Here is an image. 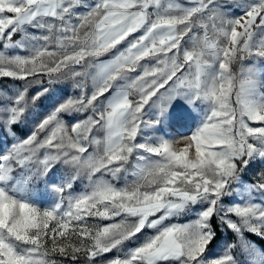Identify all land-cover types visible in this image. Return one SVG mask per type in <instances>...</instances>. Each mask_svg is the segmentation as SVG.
Masks as SVG:
<instances>
[{
	"label": "snow or ice",
	"instance_id": "1",
	"mask_svg": "<svg viewBox=\"0 0 264 264\" xmlns=\"http://www.w3.org/2000/svg\"><path fill=\"white\" fill-rule=\"evenodd\" d=\"M244 59L253 64L237 80L231 65ZM256 62L264 67V0H0V78L27 81L0 91V264H60L51 255L73 264H264V248L246 235L264 241V168L243 179L264 162ZM67 81L79 95L35 119ZM32 84L42 87L29 96ZM89 111L70 122V135L61 114ZM197 118L190 135L158 134ZM28 122L30 134L17 137ZM94 128L103 139L89 138ZM80 180L85 190L73 192ZM40 184L54 205L40 206ZM185 213L194 219L164 223ZM146 228L154 234L121 249ZM223 232L232 238L210 254ZM114 249L123 255L102 258Z\"/></svg>",
	"mask_w": 264,
	"mask_h": 264
},
{
	"label": "rangeland",
	"instance_id": "2",
	"mask_svg": "<svg viewBox=\"0 0 264 264\" xmlns=\"http://www.w3.org/2000/svg\"><path fill=\"white\" fill-rule=\"evenodd\" d=\"M181 2H183V0H181ZM237 12L239 11L238 9L236 10ZM32 30L29 28V32H31ZM134 35H139V33H136ZM259 35V32H257V36ZM20 34L17 33L15 38H19ZM131 39V37L129 38ZM185 40H187V37H185ZM126 43V42H125ZM183 46V45H182ZM118 47H123V45H120ZM115 52V49H113L112 51H110L109 53L105 54L104 56L100 57V60H108L113 53ZM8 54H21V55H25L27 54L25 51L21 50V49H13V50H8ZM171 55V54H170ZM145 63H154V61H150V60H145V61H141V64H145ZM253 64L252 59H244L243 61L237 60L236 62H234L231 65V69L232 72L236 75L237 80L239 79V75L241 72V68L244 66H250ZM256 68H257V75H256V80H257V91L260 93H264V67H262L260 65L259 62H256ZM132 75H136V73H132ZM37 77H29V80L32 79H36ZM40 79L43 80V82L46 84L47 83V76H41L39 77ZM27 83V81H17V80H12L10 78H0V91H3L5 89H11L16 85H23ZM40 87H42V85L40 84H32L29 86L28 88V95L31 96L32 94H34ZM91 84L90 82L87 85V91L91 92ZM79 95V89H75L72 87V82L71 81H67V82H63L60 83L58 85H54L53 86V92L45 99H43L41 102H39L38 106L35 108V119H39L41 118L43 115H46L47 112H49L52 107L54 106V104L58 101V99L66 97V96H76ZM103 99V98H101ZM232 101H233V106L237 107V105L235 104V93H233L232 96ZM185 108H187V105L184 106ZM173 108H175V105H173ZM189 112H192L191 109H187ZM90 114L89 112L86 113H72L71 115L69 114H61V118L65 120V122L68 124V128H69V134L70 135H75L73 133H71V121L75 120V119H84L87 115ZM170 115H173V113L170 111L169 113ZM149 116H151V112L148 113ZM193 115L195 116L196 113H193ZM199 123V119L197 118L196 120H187V121H180V122H176L175 120H173L171 122V124L167 127L165 126H161V131L158 133L159 135H163L164 132H168L171 134H174L176 136H180V135H190L192 131H194V129L196 128V126ZM250 126H258L257 124L253 123V122H249ZM98 127V126H97ZM33 128V123L32 122H28L25 125H21L19 127L16 128V134L17 137L19 138H23L25 136H27L28 134H30L31 130ZM45 133L41 132L38 135L39 139H43L44 138ZM105 133L103 131H97L96 128L93 129L92 133L90 134L89 138L91 139L93 136H96L97 138L103 139ZM2 146V145H0ZM185 145L183 143H179L176 145V147L178 149L183 148ZM101 149L103 147V145L100 146ZM96 150V146H92L89 148V152H93ZM45 150L42 149L41 150V154H43ZM88 153H85V155H87ZM194 154V146L192 149H190V153L189 155L192 156ZM58 168L60 167V165L57 166ZM259 168H264V162H257L255 165L252 166V171L251 172H247L244 175L243 179L246 182H249L252 180L255 171H257ZM55 171V169H54ZM102 173H96V176H100ZM123 175V173L121 174ZM105 179H111L110 176H105ZM114 184H116L117 187L123 186L124 181H112ZM86 184L87 181L86 180H80L77 181L74 185V188L72 189L73 192H81L84 191L86 188ZM37 188L40 190L39 191V203L41 207H49L51 205H54L56 200H55V196L54 194L50 193V192H46L43 189V185H37ZM67 195V193H66ZM236 197H228L226 198L227 202H232L233 200H235ZM159 215V214H158ZM155 217H150V219H153ZM234 220L239 221L238 217L233 216L232 217ZM88 221L90 224H99V225H108L113 223V220H107V219H101L99 217H87ZM122 219V217H115L114 220L116 222H119ZM130 219H134V218H130ZM194 219V214L193 213H185V214H181L179 216L176 217H171L168 220L164 221L165 224H169V223H174V224H185L188 223L190 220ZM214 224L216 223L215 218L213 219ZM54 222H51L49 227H51V224ZM75 223V222H73ZM71 231L72 228L70 226L69 228V235H71ZM155 229H145L144 232H142L141 234H139L138 237H134L131 240L125 241L120 247L122 250H127L129 248L135 247L137 243L142 242L147 236H150L152 234H154ZM248 239L253 241L256 245L257 243L251 238L250 234H246ZM224 237H228L229 239L232 238V234L228 233V232H223V233H219L217 240L214 241L210 246H209V253L210 254H217L222 248H223V240ZM255 237V236H253ZM256 239H258L257 237H255ZM58 239L63 240L65 238H61L58 237ZM71 239L73 241L77 240V236L75 235H71ZM83 239V238H81ZM88 241L85 239V243H87ZM264 242V241H263ZM258 247H260L259 245H257ZM209 253H206L209 254ZM116 255H123V251H121L120 253H117V251L114 249L112 252L110 253H106L103 255L102 258L104 259H110ZM50 259H56L57 261L60 262V264H73V262L70 259H66L64 257L58 256V255H51L49 257Z\"/></svg>",
	"mask_w": 264,
	"mask_h": 264
},
{
	"label": "trees",
	"instance_id": "3",
	"mask_svg": "<svg viewBox=\"0 0 264 264\" xmlns=\"http://www.w3.org/2000/svg\"><path fill=\"white\" fill-rule=\"evenodd\" d=\"M214 223V222H213ZM251 238L257 243V245H259L261 248H264V242L256 239L255 237L251 236Z\"/></svg>",
	"mask_w": 264,
	"mask_h": 264
}]
</instances>
